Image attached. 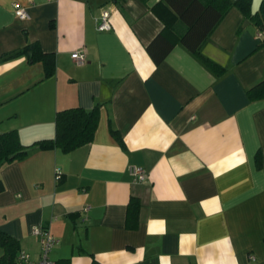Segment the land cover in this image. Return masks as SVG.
I'll return each mask as SVG.
<instances>
[{"label": "crops", "instance_id": "obj_1", "mask_svg": "<svg viewBox=\"0 0 264 264\" xmlns=\"http://www.w3.org/2000/svg\"><path fill=\"white\" fill-rule=\"evenodd\" d=\"M161 2L0 0V57L37 43L55 63L45 78L25 56L0 62V134L28 146L54 138L59 111L99 112L90 144L0 169V232L32 260L44 229L54 264H264V100L246 95L264 79L258 29L227 12L200 48L220 76L177 42L155 65L146 47L175 23Z\"/></svg>", "mask_w": 264, "mask_h": 264}, {"label": "trees", "instance_id": "obj_2", "mask_svg": "<svg viewBox=\"0 0 264 264\" xmlns=\"http://www.w3.org/2000/svg\"><path fill=\"white\" fill-rule=\"evenodd\" d=\"M161 3L173 13L175 23L165 25V32L158 34L146 47V51L155 65L164 60L173 49L174 43L177 42L197 57L210 72L220 76L224 69L202 56L200 48L227 12L231 8H236L258 30L264 28V1L255 15H251L252 0H162ZM263 45L264 41L260 42L257 49ZM19 56L27 57L31 63H42L45 78L54 74V57L43 53L37 43L26 45L17 51L3 55L0 57V62ZM246 95L250 101L264 100V79L248 89ZM98 119V108L91 111L82 108L59 111L54 118V138L40 140L28 146L21 144L15 131L0 134V169L24 159L30 151L35 149H58L62 153H69L90 144L97 128ZM257 164H259V160ZM3 190L4 187L0 180V193ZM138 209V201L131 200L128 209L129 215L134 216ZM0 249L3 250L0 264H14L20 251L18 241L7 233L0 232Z\"/></svg>", "mask_w": 264, "mask_h": 264}, {"label": "built area", "instance_id": "obj_3", "mask_svg": "<svg viewBox=\"0 0 264 264\" xmlns=\"http://www.w3.org/2000/svg\"><path fill=\"white\" fill-rule=\"evenodd\" d=\"M15 16L20 20H25L28 18L27 13L18 4L13 5ZM111 30L110 22V12L104 10L101 12L100 17L97 21V31L98 32H108ZM256 38L259 41H264V28L258 30L256 33ZM73 59L77 64L84 63V55L82 53L73 54ZM129 175L133 178L136 183H143L146 181L147 174L146 171L140 167H129ZM61 172L55 170V180L60 179ZM88 208L84 209L86 212ZM34 235L38 238V243L40 246L39 257L37 260H32L31 256L25 251H19L17 254L14 264H54L50 259V253L52 249L59 244V240L52 236L47 230L38 229L34 231Z\"/></svg>", "mask_w": 264, "mask_h": 264}, {"label": "water", "instance_id": "obj_4", "mask_svg": "<svg viewBox=\"0 0 264 264\" xmlns=\"http://www.w3.org/2000/svg\"><path fill=\"white\" fill-rule=\"evenodd\" d=\"M263 1L264 0H252V3H251V15H255L258 12V10H259V8H260V6H261Z\"/></svg>", "mask_w": 264, "mask_h": 264}]
</instances>
